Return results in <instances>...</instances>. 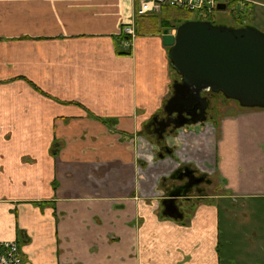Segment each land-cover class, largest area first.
<instances>
[{
  "label": "crops",
  "instance_id": "obj_1",
  "mask_svg": "<svg viewBox=\"0 0 264 264\" xmlns=\"http://www.w3.org/2000/svg\"><path fill=\"white\" fill-rule=\"evenodd\" d=\"M258 1L236 9L264 29ZM133 6L0 0V241L24 264H264V108L229 99L212 129L179 133L222 189L161 216L158 181L174 166L150 170L130 138L172 93L162 36L185 19L159 17L168 6L135 17L127 48Z\"/></svg>",
  "mask_w": 264,
  "mask_h": 264
},
{
  "label": "water",
  "instance_id": "obj_2",
  "mask_svg": "<svg viewBox=\"0 0 264 264\" xmlns=\"http://www.w3.org/2000/svg\"><path fill=\"white\" fill-rule=\"evenodd\" d=\"M217 8L224 10L226 4L218 3ZM162 41L169 46V63L179 78L172 82L173 94L164 106L168 114L175 112L177 117L158 121L160 136L169 122L176 129L204 122L208 103L201 93L208 90L243 107L264 108V31L251 24L232 26L189 19L164 30ZM175 196L169 192L161 201L162 214L180 219Z\"/></svg>",
  "mask_w": 264,
  "mask_h": 264
},
{
  "label": "flooded vegetation",
  "instance_id": "obj_3",
  "mask_svg": "<svg viewBox=\"0 0 264 264\" xmlns=\"http://www.w3.org/2000/svg\"><path fill=\"white\" fill-rule=\"evenodd\" d=\"M172 94L173 90L171 95ZM201 95L206 97L208 103L205 109L204 122L200 124L186 125L185 127L180 129L174 128L173 122H169V124L164 128L162 136H160L159 127L161 125L159 126L158 121L165 122L170 118L177 117V113L173 112L172 114H168L164 110V106L166 104V101L168 100L167 99L162 107L161 112L152 115V117H150L148 121L143 124L140 131L142 133L140 134L141 136L139 138L134 136L135 139H133L132 137L130 138V142H132V144L134 145V153L140 159H146V157H149L150 155V164L152 165V167H150V170L154 169L153 171H155L164 169L165 171L171 165L174 166L173 163L167 165L164 164V162H168L169 159L178 162V164L174 166V168H172L167 175H163V177H161L158 181V185L163 192L158 195L159 198L157 203L160 207V215L166 218L170 217L164 216L162 214L163 206L161 204V201L168 197L169 192H173L176 194L174 201L176 206L178 207L179 212L182 214V218H184L187 212L190 211L192 203L194 200H196V198H207L208 196H210V194L205 193L206 186H213L214 184V175H210L203 170H199L194 163L183 162L182 157L178 156L179 147L183 145V143L179 139V133L187 134V132H190L194 127L200 129L204 128L206 122L213 121L212 119L214 116V111H216L214 109L215 104L213 105L211 102L212 99L217 98V95L225 98L220 92H213L211 90L202 92ZM184 115L189 118V115H187L186 113H184ZM154 117H156V119H154ZM147 122H150V130L145 128V124H147ZM114 124H111V126H113ZM152 136L155 137V140L152 138ZM146 138L153 139V145L151 144L152 147L148 149L146 147V142H148ZM153 149L156 150L155 153ZM157 161H161L160 164H156ZM141 166L143 168H146V163H140V167Z\"/></svg>",
  "mask_w": 264,
  "mask_h": 264
},
{
  "label": "built area",
  "instance_id": "obj_4",
  "mask_svg": "<svg viewBox=\"0 0 264 264\" xmlns=\"http://www.w3.org/2000/svg\"><path fill=\"white\" fill-rule=\"evenodd\" d=\"M230 0H133V17L123 23L120 34L126 36L123 45L127 48L132 46L135 37V17L145 14L158 13L163 6L178 8L194 13L198 19L213 16L217 11L218 3H228ZM237 5L258 4V0H234ZM0 264H24L22 252L18 243L14 240L0 241Z\"/></svg>",
  "mask_w": 264,
  "mask_h": 264
},
{
  "label": "rangeland",
  "instance_id": "obj_5",
  "mask_svg": "<svg viewBox=\"0 0 264 264\" xmlns=\"http://www.w3.org/2000/svg\"><path fill=\"white\" fill-rule=\"evenodd\" d=\"M232 8L231 5L227 4L226 5V9L225 10H220V11H217L216 14H215V17L213 18V20L218 23V24H226V25H233L236 21L232 18L231 14H230V9ZM240 10V9H239ZM246 13V12H245ZM159 17H167L169 19H175V20H189V19H195L197 18V16L194 14V13H191V12H187L185 10H178V9H175V8H169V9H166L165 11L163 10V12L159 15ZM250 19V20H249ZM245 22L248 23V24H251L257 28H259L260 30L264 31V29H261L260 25H258V23H256L255 20L251 19V18H245ZM175 78L178 80L179 76L175 74ZM217 98H214L212 99V104L214 105V109L216 111H214V116H213V121L214 123L211 124L210 121L206 122V125L204 128H201L202 131H207L208 128L212 129V125L215 124V120H218L216 117L218 116V118H220V116H222L223 114H225L226 112V108L225 106H223V102H226L228 101L229 99H226V98H222L220 95H217L216 96ZM216 128V127H215ZM206 133V132H205ZM152 138L155 140V137L152 136ZM148 142H146V147L147 149L152 147L151 144L153 143V139L151 138H146ZM183 143V142H182ZM153 145V144H152ZM201 151L203 150V148L200 149ZM154 153L156 152L155 149H153ZM192 151H194L192 149V147L185 143L183 145H181L179 147V156L182 157V154L180 155V152L184 153L188 158L187 159H183V162L185 163H193L191 161V157L194 155L193 153H191ZM202 154V153H200ZM203 155V154H202ZM178 159V158H177ZM179 160V159H178ZM167 161V160H166ZM182 162V161H181ZM173 163L174 166H176L178 164V162L176 161H173V160H168V162H164V164H171ZM165 165V166H166ZM162 169V168H161ZM199 169V168H198ZM203 169V168H202ZM154 170V169H153ZM200 170V169H199ZM220 182V178L218 175L214 174V184L213 186H206V191L205 193H208V194H213L217 191H219L220 189H222L221 185L219 184ZM209 198V197H208ZM196 199H199V200H204V197H201V198H196Z\"/></svg>",
  "mask_w": 264,
  "mask_h": 264
},
{
  "label": "trees",
  "instance_id": "obj_6",
  "mask_svg": "<svg viewBox=\"0 0 264 264\" xmlns=\"http://www.w3.org/2000/svg\"><path fill=\"white\" fill-rule=\"evenodd\" d=\"M228 4L229 5H231L232 6V8L230 9V14H231V16H232V18L236 21L232 26H243V25H247L248 23H246L245 22V18H250V16H247L246 14H245V8H243V9H240V10H238V9H236V2L234 1V0H230L229 2H228ZM213 16H207V17H203V18H200V19H205V20H209V21H211L212 23H216L214 20H213ZM250 20V19H249ZM217 24V23H216ZM120 39H119V41L121 42V43H123V41H125V39H126V36H124V35H119L118 36ZM130 52V51H129ZM172 68V67H171ZM173 72H174V78H173V81H174V79H176L175 77V71L173 70ZM177 75V74H176ZM102 121L104 122V123H108L109 125H111V124H114V122H115V120L114 119H102ZM145 128H147L148 130H150L149 128H150V122H147V124H145Z\"/></svg>",
  "mask_w": 264,
  "mask_h": 264
}]
</instances>
